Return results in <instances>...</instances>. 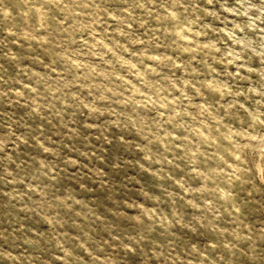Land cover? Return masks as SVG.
Returning <instances> with one entry per match:
<instances>
[{
  "label": "rangeland",
  "instance_id": "rangeland-1",
  "mask_svg": "<svg viewBox=\"0 0 264 264\" xmlns=\"http://www.w3.org/2000/svg\"><path fill=\"white\" fill-rule=\"evenodd\" d=\"M0 264H264V0H0Z\"/></svg>",
  "mask_w": 264,
  "mask_h": 264
}]
</instances>
